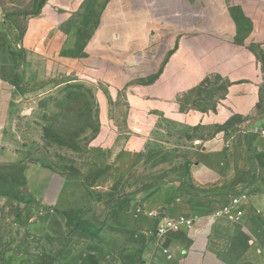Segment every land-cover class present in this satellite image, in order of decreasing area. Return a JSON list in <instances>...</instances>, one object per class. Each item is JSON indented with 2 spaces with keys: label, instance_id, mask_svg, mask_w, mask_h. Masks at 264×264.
<instances>
[{
  "label": "rangeland",
  "instance_id": "1",
  "mask_svg": "<svg viewBox=\"0 0 264 264\" xmlns=\"http://www.w3.org/2000/svg\"><path fill=\"white\" fill-rule=\"evenodd\" d=\"M114 1L128 13L122 37L137 13L157 19L153 48L87 57L83 28L62 70L16 79L0 122V264L146 261V191L180 175L203 141L264 129V0H86L94 18L81 22L96 28ZM28 164L55 172L45 193ZM57 214L73 226L55 229Z\"/></svg>",
  "mask_w": 264,
  "mask_h": 264
},
{
  "label": "crops",
  "instance_id": "2",
  "mask_svg": "<svg viewBox=\"0 0 264 264\" xmlns=\"http://www.w3.org/2000/svg\"><path fill=\"white\" fill-rule=\"evenodd\" d=\"M85 4L86 0H45L36 10L38 0H0V122L12 113L16 79L40 75L47 68L62 70L64 62L73 60L64 52L78 48L80 29H90L83 48L87 57L113 46L118 52L129 47L143 52L157 43V19L137 13L130 23L135 30L130 37H122L121 29L128 19L126 7L108 2L95 28L81 22L94 18L85 13ZM222 32L234 34L235 30ZM170 64L167 74L173 68ZM54 174L42 166L27 165V181L41 194L47 191ZM64 187L63 180L56 201ZM146 192L138 218L144 228L153 231L143 253L149 264H264L263 137L218 134L207 139L180 175ZM239 195H244L242 215L214 216L223 204ZM179 215L195 219L194 224L157 234L163 217ZM64 220L57 214L60 226L55 223V229L68 230Z\"/></svg>",
  "mask_w": 264,
  "mask_h": 264
},
{
  "label": "built area",
  "instance_id": "3",
  "mask_svg": "<svg viewBox=\"0 0 264 264\" xmlns=\"http://www.w3.org/2000/svg\"><path fill=\"white\" fill-rule=\"evenodd\" d=\"M261 137L264 138V129L261 131ZM244 198V195L235 196L231 199L230 202L225 203L222 207L215 211V217L227 216L230 218L238 217L243 214V204L241 200ZM195 222V219L179 215L178 217H163L162 221L157 227V234L163 235L169 231H180L184 227L190 228ZM140 264H149L148 262H142Z\"/></svg>",
  "mask_w": 264,
  "mask_h": 264
},
{
  "label": "trees",
  "instance_id": "4",
  "mask_svg": "<svg viewBox=\"0 0 264 264\" xmlns=\"http://www.w3.org/2000/svg\"><path fill=\"white\" fill-rule=\"evenodd\" d=\"M45 2V0H38V5H37V7H36V10L43 4ZM66 217H67V219H68V224H69V226H73L72 224H71V222H70V218H69V216L68 215H66ZM75 228H77V229H82L83 231H86V232H88V233H90V230L89 229H87V228H83V227H75Z\"/></svg>",
  "mask_w": 264,
  "mask_h": 264
}]
</instances>
